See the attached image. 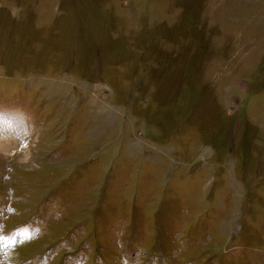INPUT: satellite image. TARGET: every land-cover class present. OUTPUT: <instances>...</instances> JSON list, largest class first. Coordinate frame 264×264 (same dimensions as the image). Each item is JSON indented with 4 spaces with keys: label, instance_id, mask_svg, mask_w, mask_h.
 <instances>
[{
    "label": "rangeland",
    "instance_id": "rangeland-1",
    "mask_svg": "<svg viewBox=\"0 0 264 264\" xmlns=\"http://www.w3.org/2000/svg\"><path fill=\"white\" fill-rule=\"evenodd\" d=\"M0 264H264V0H0Z\"/></svg>",
    "mask_w": 264,
    "mask_h": 264
},
{
    "label": "snow or ice",
    "instance_id": "snow-or-ice-1",
    "mask_svg": "<svg viewBox=\"0 0 264 264\" xmlns=\"http://www.w3.org/2000/svg\"><path fill=\"white\" fill-rule=\"evenodd\" d=\"M3 239V237H0V240H2Z\"/></svg>",
    "mask_w": 264,
    "mask_h": 264
}]
</instances>
